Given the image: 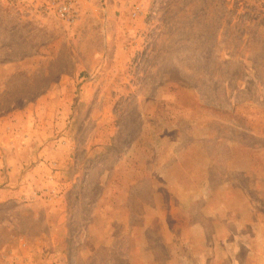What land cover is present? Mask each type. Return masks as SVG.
<instances>
[{"label":"rangeland","instance_id":"374dc122","mask_svg":"<svg viewBox=\"0 0 264 264\" xmlns=\"http://www.w3.org/2000/svg\"><path fill=\"white\" fill-rule=\"evenodd\" d=\"M0 263L264 264V0H0Z\"/></svg>","mask_w":264,"mask_h":264},{"label":"built area","instance_id":"2783aa9c","mask_svg":"<svg viewBox=\"0 0 264 264\" xmlns=\"http://www.w3.org/2000/svg\"><path fill=\"white\" fill-rule=\"evenodd\" d=\"M58 12L62 17H66L67 19H73L71 6L70 5H62L58 8Z\"/></svg>","mask_w":264,"mask_h":264},{"label":"crops","instance_id":"0c3cea01","mask_svg":"<svg viewBox=\"0 0 264 264\" xmlns=\"http://www.w3.org/2000/svg\"><path fill=\"white\" fill-rule=\"evenodd\" d=\"M27 257H28V254H27ZM29 259V258H28ZM1 264V263H0ZM12 264V263H11Z\"/></svg>","mask_w":264,"mask_h":264}]
</instances>
